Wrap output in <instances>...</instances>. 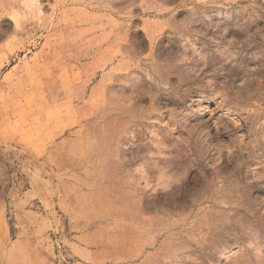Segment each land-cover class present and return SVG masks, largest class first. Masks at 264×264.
<instances>
[{
    "label": "rangeland",
    "instance_id": "374dc122",
    "mask_svg": "<svg viewBox=\"0 0 264 264\" xmlns=\"http://www.w3.org/2000/svg\"><path fill=\"white\" fill-rule=\"evenodd\" d=\"M157 250L264 264V0H0V264Z\"/></svg>",
    "mask_w": 264,
    "mask_h": 264
},
{
    "label": "crops",
    "instance_id": "0c3cea01",
    "mask_svg": "<svg viewBox=\"0 0 264 264\" xmlns=\"http://www.w3.org/2000/svg\"><path fill=\"white\" fill-rule=\"evenodd\" d=\"M81 253H83L84 256L87 255L86 251H81ZM154 254H155V258L154 259L149 258L147 260H144V262H142L141 264H168L167 252L163 253V252L157 250L156 252H154ZM158 254L161 257V259H159V260L157 258ZM162 254H163V256H162ZM164 255L166 257H164ZM117 258H118V254H116V257L114 256V258H112L111 260H113V262H114ZM124 258L125 259L127 258V260H128L131 257L128 255V253H125V254H123L122 256L119 257V259H124ZM104 264H106V263H104Z\"/></svg>",
    "mask_w": 264,
    "mask_h": 264
},
{
    "label": "bare ground",
    "instance_id": "6f19581e",
    "mask_svg": "<svg viewBox=\"0 0 264 264\" xmlns=\"http://www.w3.org/2000/svg\"><path fill=\"white\" fill-rule=\"evenodd\" d=\"M224 169V168H223Z\"/></svg>",
    "mask_w": 264,
    "mask_h": 264
}]
</instances>
